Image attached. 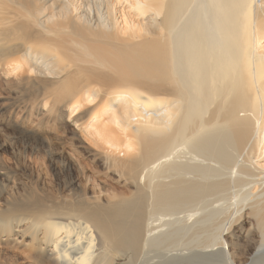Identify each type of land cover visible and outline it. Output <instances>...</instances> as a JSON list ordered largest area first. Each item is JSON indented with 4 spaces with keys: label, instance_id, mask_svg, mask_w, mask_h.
Here are the masks:
<instances>
[{
    "label": "bare ground",
    "instance_id": "6f19581e",
    "mask_svg": "<svg viewBox=\"0 0 264 264\" xmlns=\"http://www.w3.org/2000/svg\"><path fill=\"white\" fill-rule=\"evenodd\" d=\"M2 99L102 178L52 205L0 192V250L264 264V0H0Z\"/></svg>",
    "mask_w": 264,
    "mask_h": 264
},
{
    "label": "rangeland",
    "instance_id": "374dc122",
    "mask_svg": "<svg viewBox=\"0 0 264 264\" xmlns=\"http://www.w3.org/2000/svg\"><path fill=\"white\" fill-rule=\"evenodd\" d=\"M125 5L120 10L127 14L129 9L124 8ZM121 23L124 25L122 20ZM6 101L0 100V107ZM4 110L6 113L0 112V168H6L8 173L5 177L11 182L0 176V192L8 191L10 199L35 207L42 201L52 205L55 202L78 200L82 198L79 177L102 178L101 173L88 161L87 155H80V158L63 155L59 140L52 139L53 144L49 146L41 135L21 128L17 122L20 115L17 111L12 112L9 108ZM105 183L113 186L107 181ZM86 197H90V194ZM0 263L25 264L20 255L10 250H0Z\"/></svg>",
    "mask_w": 264,
    "mask_h": 264
}]
</instances>
